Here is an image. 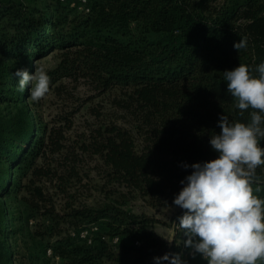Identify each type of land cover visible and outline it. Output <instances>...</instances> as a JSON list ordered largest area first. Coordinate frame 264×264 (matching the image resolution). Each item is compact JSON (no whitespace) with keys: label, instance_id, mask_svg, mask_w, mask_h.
I'll return each instance as SVG.
<instances>
[{"label":"trees","instance_id":"obj_1","mask_svg":"<svg viewBox=\"0 0 264 264\" xmlns=\"http://www.w3.org/2000/svg\"><path fill=\"white\" fill-rule=\"evenodd\" d=\"M77 5L0 1V104L7 109L0 114V264H21L10 241V197L20 191L23 201L56 224L76 229L97 223L98 234L120 237L112 246L99 237L87 244L57 234L50 248L60 264H154L166 253L183 255L184 233L167 241L136 226L148 218L126 206L134 198L153 208L173 204L180 181L192 171L182 165L217 158L209 140L221 131L220 115L250 122L252 109L240 115L223 72L264 62V0H87V10ZM241 37L247 47L237 52L233 45ZM49 52L57 61L46 70L48 93L60 96L68 84L75 90L84 85L95 96L110 94L111 106L123 116L88 106L92 120L75 127L78 103L43 123L29 89L17 90L14 74H32L33 61ZM257 175L264 177V166ZM94 192L101 198L89 204ZM184 211L178 207L176 217Z\"/></svg>","mask_w":264,"mask_h":264},{"label":"clouds","instance_id":"obj_2","mask_svg":"<svg viewBox=\"0 0 264 264\" xmlns=\"http://www.w3.org/2000/svg\"><path fill=\"white\" fill-rule=\"evenodd\" d=\"M237 52L247 47L241 37L233 45ZM258 73V75L254 74ZM18 91L29 88L32 101L39 102L50 90L51 77L43 67L35 73L18 69ZM227 92L235 98V107L252 109L250 122H230L219 117V134L210 136L217 158L183 164L192 171L173 204L185 210L178 227L184 232V247L192 258L199 255L207 264H257L264 261V199L253 194V184L264 182L257 168L264 166V62L254 69L239 64L223 72ZM259 189H257L258 191ZM154 264H188L181 253L154 257Z\"/></svg>","mask_w":264,"mask_h":264},{"label":"rangeland","instance_id":"obj_3","mask_svg":"<svg viewBox=\"0 0 264 264\" xmlns=\"http://www.w3.org/2000/svg\"><path fill=\"white\" fill-rule=\"evenodd\" d=\"M6 1V0H0ZM24 2L26 5H36L44 8L49 0H14ZM53 8V7H51ZM3 60H8L7 58ZM57 61L54 52H49L47 55L40 59L33 61V65L37 67H43L46 70L52 68ZM35 73V67L33 73ZM29 89V88H28ZM70 92L71 94H67ZM94 93L86 88L84 85H80L78 89H73L72 84L63 90V94L56 96L52 92L47 93L44 98L36 103L37 111L43 123L51 122L54 118L63 116V112L70 111L76 104L82 103L80 109L75 113L74 124L75 127L83 124L84 120L91 121L92 118L87 112L88 106H95L102 108L105 114H111L117 116H123L121 111L111 106V100L113 97L109 94L102 96H95ZM91 96V99L87 101V98ZM73 98V100H71ZM31 101V98H30ZM4 104H0V114H5ZM26 181V179H25ZM264 195V183L259 187L253 188V194L256 192ZM259 194V195H260ZM25 195L23 191L11 195L12 211L14 213V222L12 228L14 234L10 240L16 251V259L21 264H60V259L52 258L47 255V248L57 239V234L60 236L68 235L69 231L75 229L74 225L66 222H59L56 224L48 215L43 214L42 210L34 209L29 206L25 201L21 199V196ZM101 198L99 193L94 192V196L88 199L89 204L97 202ZM260 199H264V196ZM57 208H59L60 201L56 200ZM126 209L139 215L144 216L147 219L142 224L136 226L143 227L144 229H153L159 236L163 237L167 241H172L177 232L183 234L184 232L178 227L179 219L176 217L178 206L174 204L163 206L159 208H153L149 206L143 199L134 198L129 201ZM105 222V221H104ZM102 264H111L109 262H103Z\"/></svg>","mask_w":264,"mask_h":264},{"label":"built area","instance_id":"obj_4","mask_svg":"<svg viewBox=\"0 0 264 264\" xmlns=\"http://www.w3.org/2000/svg\"><path fill=\"white\" fill-rule=\"evenodd\" d=\"M87 0H77V8L80 10L85 8ZM72 6L74 3L71 4ZM87 10V8H85ZM260 186V185H259ZM258 186V187H259ZM100 231V225L97 223H91L87 225H82L76 229H72L69 231V235L71 238L84 241L87 244H92L93 241L99 237L101 240H105L112 246L117 245L120 242L119 235L108 236L106 234H98ZM138 244V241L135 242ZM47 255H50L52 258L59 259L57 256H53L52 249L49 247L46 250ZM199 256V255H198ZM200 257V256H199ZM182 258L188 261V264H191L190 259L192 258L189 254V250L186 249L182 255ZM201 258V257H200ZM202 259V258H201ZM257 264H262L261 262H257Z\"/></svg>","mask_w":264,"mask_h":264},{"label":"crops","instance_id":"obj_5","mask_svg":"<svg viewBox=\"0 0 264 264\" xmlns=\"http://www.w3.org/2000/svg\"><path fill=\"white\" fill-rule=\"evenodd\" d=\"M190 262L191 264H207V261H204L198 255L195 258H191ZM257 262H261L262 264H264V261L258 260Z\"/></svg>","mask_w":264,"mask_h":264}]
</instances>
